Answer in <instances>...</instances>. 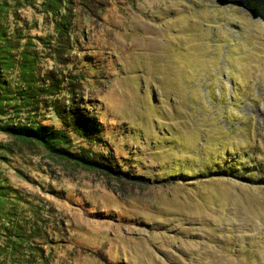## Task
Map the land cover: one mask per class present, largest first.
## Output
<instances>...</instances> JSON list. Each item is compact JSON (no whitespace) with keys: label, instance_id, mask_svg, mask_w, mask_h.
<instances>
[{"label":"rangeland","instance_id":"rangeland-1","mask_svg":"<svg viewBox=\"0 0 264 264\" xmlns=\"http://www.w3.org/2000/svg\"><path fill=\"white\" fill-rule=\"evenodd\" d=\"M66 4L75 44L45 47L41 66L84 75L72 86L92 106L97 149L135 176L114 183L14 145L0 177L48 231L24 245L50 247L49 264H264V0ZM20 12L47 34L51 16Z\"/></svg>","mask_w":264,"mask_h":264},{"label":"trees","instance_id":"trees-1","mask_svg":"<svg viewBox=\"0 0 264 264\" xmlns=\"http://www.w3.org/2000/svg\"><path fill=\"white\" fill-rule=\"evenodd\" d=\"M67 1L0 0V132L8 136L6 143H0V158L4 160L5 152L14 145L38 146L49 156L93 170L114 183L129 181L135 175L96 147L100 133L92 106L72 86L84 75L67 71V67L54 69L52 63L41 66L45 47L58 56L65 47L72 51L75 44L72 8ZM25 8L36 10L39 22L51 16L47 34L31 33L38 20L21 14L20 9ZM20 202L27 204L31 217L26 227L20 224ZM34 213L23 194L0 177V257L18 262L28 251L34 264H49L44 258L53 256L50 247L42 251L37 245H24L34 237L48 239L45 229L38 233Z\"/></svg>","mask_w":264,"mask_h":264}]
</instances>
